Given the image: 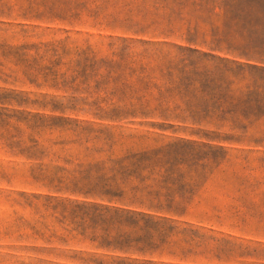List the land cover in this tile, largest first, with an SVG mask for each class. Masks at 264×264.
Listing matches in <instances>:
<instances>
[{"label":"trees","instance_id":"obj_1","mask_svg":"<svg viewBox=\"0 0 264 264\" xmlns=\"http://www.w3.org/2000/svg\"><path fill=\"white\" fill-rule=\"evenodd\" d=\"M0 19L24 39L7 54L27 81L63 93L0 92L2 137L30 162V184L44 193L31 197L59 215L57 239L113 254L64 256L162 264L153 259L190 231L177 218L225 159L216 151L258 144L247 136L264 119V0H0ZM45 31L49 40L30 41ZM173 123L202 140L159 144L156 132L122 126Z\"/></svg>","mask_w":264,"mask_h":264},{"label":"rangeland","instance_id":"obj_2","mask_svg":"<svg viewBox=\"0 0 264 264\" xmlns=\"http://www.w3.org/2000/svg\"><path fill=\"white\" fill-rule=\"evenodd\" d=\"M17 30L19 28L0 23V92H22L32 100H41L44 95L47 99H60L63 93L30 84L26 69L7 54L12 52L10 46L24 42L19 35H14L13 31ZM85 30L97 33L93 29ZM42 34L40 39L30 41H46L52 35L46 31ZM60 35L57 33V37ZM26 52L25 58H28L34 51ZM67 113L72 118L101 123L88 113ZM53 114L60 115L59 112ZM173 124L174 127L165 131L135 124L122 126L126 130L156 132L159 144L178 137L202 140L191 135L189 129ZM150 135V138L155 137ZM249 137L258 144H225L224 153L216 151L215 155L225 159L198 188L186 215L177 218L180 226L190 229L187 237L177 236L173 246L164 248L163 254L154 261L162 264H264V119L251 128ZM146 142L157 144L152 139ZM29 164L6 145L0 130V264H77L64 256L73 253L109 261L112 253L95 249L87 242L74 240L65 244L57 239L63 233L61 219L58 214L45 210L42 200L31 197L34 193H44L30 184ZM49 248H53V252L46 250ZM168 251L177 255L170 256ZM182 251L188 253L181 255Z\"/></svg>","mask_w":264,"mask_h":264}]
</instances>
